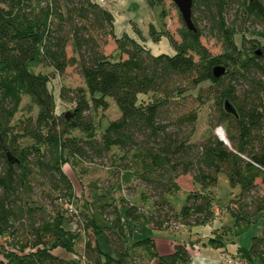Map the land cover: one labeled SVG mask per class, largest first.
Returning a JSON list of instances; mask_svg holds the SVG:
<instances>
[{
  "label": "trees",
  "instance_id": "trees-1",
  "mask_svg": "<svg viewBox=\"0 0 264 264\" xmlns=\"http://www.w3.org/2000/svg\"><path fill=\"white\" fill-rule=\"evenodd\" d=\"M145 1L152 7L161 0ZM104 4L0 0V264H132L134 247L146 253L141 264L190 260L195 243L189 241L176 243L169 253L159 251L151 236L130 242L128 220L138 218V206L131 202L123 211L109 190L95 196L90 210L74 206L72 176L64 166L75 159L93 163L108 153L114 161L132 162L122 176L146 187L140 195L153 201L148 224L157 231L212 221L218 200L213 187L218 173H225L238 189L226 205L233 236L261 220L262 230L234 251L227 249L228 232L222 236L229 227L216 228L203 244L246 264H264V30L237 28L264 25V0H193L196 31L185 25L180 41L168 36L170 54H153L127 32L117 35L114 15ZM197 22H205L204 29L222 42L221 53L211 55L201 44ZM109 38L116 48L105 54ZM218 65L225 72L215 77ZM70 66L80 73L82 86L58 82ZM109 102L120 114L103 127L96 115ZM207 104L211 129L193 141L199 111ZM20 111L24 114L17 116ZM219 127L223 134L216 132ZM187 174L201 189L190 190L176 210L167 195L180 189L178 179ZM80 239V256L54 252L72 254Z\"/></svg>",
  "mask_w": 264,
  "mask_h": 264
},
{
  "label": "rangeland",
  "instance_id": "rangeland-1",
  "mask_svg": "<svg viewBox=\"0 0 264 264\" xmlns=\"http://www.w3.org/2000/svg\"><path fill=\"white\" fill-rule=\"evenodd\" d=\"M104 5L113 12L116 33L119 35L127 32L128 34L135 36L138 40L143 42L144 46L153 54L164 52L169 54L173 53L168 36L177 41L181 40L179 33L185 24L177 6L172 0H161L160 6L156 5L152 7L147 4L145 0H107ZM236 7L237 5L233 8V13L235 12ZM231 13L227 17L228 23L233 18V13ZM198 15L199 14L195 15V17H198ZM197 25L203 30V34L200 37L201 44L204 45L211 55L221 53L223 51L222 42L217 38L210 36L207 29H204L205 22H197ZM237 28L244 33H247L248 31L257 33L264 30V25L256 23L248 26L240 23L237 25ZM153 31L157 32L153 35ZM152 36L154 38H152ZM251 37H255V35H251ZM115 48L116 44L113 39L109 38L107 44L103 47V51L105 54H110L114 52ZM67 54L68 56L73 54L71 45L67 46ZM115 58H117V55ZM194 59L197 60L198 56L194 55ZM43 70L49 75L51 74L48 68H44ZM58 82L68 88H77L83 85L81 75L75 66L67 67L61 77H59ZM26 102L27 99H24L23 105ZM208 108L209 104L201 108L199 111L196 131L192 138L193 141L206 137L207 132L211 129L208 123ZM20 114H24V112H18L17 116ZM119 114L120 112L115 105L112 102H109V106L106 109H99L97 111L96 117L98 119L101 118L104 127L109 120L118 117ZM110 154L111 153L106 154L103 158L97 159L93 163L77 159L71 160L72 162L70 161V163L66 164L64 168L67 169L72 176L74 194L73 204L79 211L86 207L90 210L89 206L91 201L98 193L103 192L105 189L109 190L112 196H115L117 204L119 205L120 203V208L123 211L125 207L129 206L128 203L133 202L138 206V218L135 220H128V225L132 233V236L129 239L130 242L141 240L148 236H164L178 242L195 241L194 243H199L200 239L202 240L205 238L206 240V237L208 238L209 236H212V234L214 235L217 230L222 232L226 227H229V229L233 228L234 219L226 208V205L229 202L230 196L232 197L236 195L235 193L238 189L230 187L225 173H218L217 183L215 187H213L212 192L214 198L216 197L218 200L214 199L213 202V207L217 216H214L212 221L205 225H195L191 228L181 227L179 230L169 228L168 231L161 232L153 230L148 224V215L154 211V204L149 197L146 199L141 198L140 194L142 192H147L146 187L137 179H133L128 183L124 181L122 176L123 170H125L124 165L127 164L129 169H133L132 162L128 158L122 160L115 159L114 161ZM190 177L191 176L188 174L181 176L178 179L180 189L167 195V199L173 204L176 210H179L186 203V197L190 190L201 189L200 184L191 182ZM257 181L259 182V179ZM260 187L261 193L264 194V186ZM204 190H206V192L211 191L209 188ZM120 197L124 198L126 202L120 201ZM70 216L76 219L74 215ZM257 222L258 223L252 224L248 231L240 236H233L232 230H228L227 228L222 236L225 238L224 234L227 232L229 234L227 235L228 239H226L228 251H234L239 244L248 246L251 235L259 233L262 230V220ZM216 228L219 229L216 230ZM212 229L214 232L211 231ZM2 242L3 241L0 239V245ZM82 248L83 240L80 239L75 245L74 253H67L63 249H55L54 252L61 256H80ZM219 252V250L215 251V255L221 257L220 255L222 254ZM203 253L204 252H202V254ZM130 254L132 256V264L147 262L146 259L144 260V257L141 256L146 255L141 247L131 248ZM180 262L181 261H179V263Z\"/></svg>",
  "mask_w": 264,
  "mask_h": 264
},
{
  "label": "crops",
  "instance_id": "crops-1",
  "mask_svg": "<svg viewBox=\"0 0 264 264\" xmlns=\"http://www.w3.org/2000/svg\"><path fill=\"white\" fill-rule=\"evenodd\" d=\"M114 24H115V17H114ZM115 33H116V30H115ZM191 182H192V180H191ZM211 231H213V229ZM212 236H214V235L212 234ZM153 239H154L156 246L159 249V251L165 252V253L172 252L174 245L176 243H179L176 240H173V239H170V238L164 237V236H156V237H153ZM206 239H207V237H206ZM194 242L195 241H191L190 243H194ZM203 242H205V238L202 240L200 239L199 243L193 244V247H191L189 249L190 260L185 261V262L181 261L180 263L178 262L177 264H222L220 262V257L215 255V251L219 250L220 251L219 253L222 254L224 249L223 248H215V246H213L211 244H203ZM187 243H189V242H186V244ZM239 245H241V244H239ZM243 245H241V246H243ZM201 251L204 253L202 254Z\"/></svg>",
  "mask_w": 264,
  "mask_h": 264
},
{
  "label": "water",
  "instance_id": "water-1",
  "mask_svg": "<svg viewBox=\"0 0 264 264\" xmlns=\"http://www.w3.org/2000/svg\"><path fill=\"white\" fill-rule=\"evenodd\" d=\"M174 4L177 6L181 18L186 25V27L191 31H196V27L194 25L193 19H192V4L193 0H172ZM225 72V67L218 65L213 68V75L215 77H218L222 75ZM225 107L229 111H233L231 106L228 104V102H225ZM70 113L67 114L69 116Z\"/></svg>",
  "mask_w": 264,
  "mask_h": 264
},
{
  "label": "built area",
  "instance_id": "built-area-1",
  "mask_svg": "<svg viewBox=\"0 0 264 264\" xmlns=\"http://www.w3.org/2000/svg\"><path fill=\"white\" fill-rule=\"evenodd\" d=\"M100 3H105L107 0H98ZM218 134L222 133L223 134V130L219 127L217 128L216 131ZM175 227H177L175 225ZM220 262L222 264H246L245 261L243 259H240L239 257H233L229 254L226 253H222L221 258H220Z\"/></svg>",
  "mask_w": 264,
  "mask_h": 264
}]
</instances>
